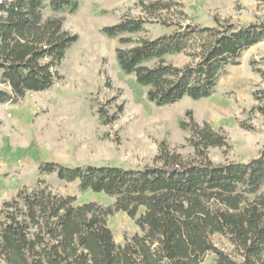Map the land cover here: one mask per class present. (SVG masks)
Segmentation results:
<instances>
[{"label": "trees", "instance_id": "obj_1", "mask_svg": "<svg viewBox=\"0 0 264 264\" xmlns=\"http://www.w3.org/2000/svg\"><path fill=\"white\" fill-rule=\"evenodd\" d=\"M144 17H125L101 33L117 40V63L133 76L157 107L184 98L208 99L242 55L264 42V18L239 25L188 22L182 0H139ZM80 0H0V103L17 104L28 93L49 91L78 35L64 30V17ZM53 16H45L46 11ZM177 16V21H175ZM179 20V21H178ZM149 24L175 28L156 38L136 36ZM184 57L178 65L169 57ZM253 65V63H252ZM264 116V89L252 93ZM105 125L118 120L103 109ZM180 128L193 150L184 156L166 142L142 169L72 166L38 161L40 175L56 174L81 193L105 194L110 207L54 192L43 180L23 188L0 210V264H264V146L245 162L215 164L211 149L229 148L222 129L199 124L191 112ZM3 121L0 119V128ZM126 213L139 233L117 244L108 218ZM230 245L226 251L216 238Z\"/></svg>", "mask_w": 264, "mask_h": 264}, {"label": "rangeland", "instance_id": "obj_2", "mask_svg": "<svg viewBox=\"0 0 264 264\" xmlns=\"http://www.w3.org/2000/svg\"><path fill=\"white\" fill-rule=\"evenodd\" d=\"M182 5L189 17L185 23L201 26H215L217 20L250 25L264 18V0H182ZM53 15L45 12L46 17ZM57 16L64 17L65 31L79 37L58 70L60 79L47 92L28 93L17 104L0 103V210L20 190L35 188L40 180L60 195L75 196L77 205L112 206L114 199L105 194L81 193L77 182H63L56 174L40 175L38 161L142 169L152 165L162 142L189 156L193 153L186 144L189 133L180 128L181 121H189V112L197 123H208L227 134L230 147L211 149L213 163L245 162L258 156L264 146V116L253 110L252 93L264 89V42L246 51L238 66L226 70L212 97L184 98L157 107L148 102L135 78L120 70L117 40L101 33L103 27L125 17H144L139 0H80L74 14ZM174 30L149 24L136 38H156ZM168 61L187 63L181 56ZM0 89L6 87L0 85ZM99 109L118 115V120L103 124ZM108 226L120 245L140 232L124 212L110 216ZM215 241L230 251L226 240L217 237ZM210 262L211 257L205 264Z\"/></svg>", "mask_w": 264, "mask_h": 264}]
</instances>
